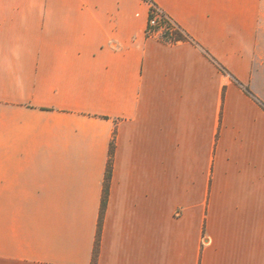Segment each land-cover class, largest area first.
Instances as JSON below:
<instances>
[{"label": "crops", "instance_id": "0c3cea01", "mask_svg": "<svg viewBox=\"0 0 264 264\" xmlns=\"http://www.w3.org/2000/svg\"><path fill=\"white\" fill-rule=\"evenodd\" d=\"M154 2L0 0V264H264V0Z\"/></svg>", "mask_w": 264, "mask_h": 264}, {"label": "trees", "instance_id": "16d2710c", "mask_svg": "<svg viewBox=\"0 0 264 264\" xmlns=\"http://www.w3.org/2000/svg\"><path fill=\"white\" fill-rule=\"evenodd\" d=\"M151 4V10L149 13V24L147 29V34H149V29H152L153 31H161L160 36L158 38L168 44H174L180 41L185 42H191L194 44H197L196 40L181 26L179 25L171 16H169L166 12L161 10L159 6L154 2V0H147ZM156 8L159 9L163 14V19L159 24L156 26H151L150 21L156 16ZM205 55L214 61L223 71H227L221 64H219L213 56L207 51L204 50ZM239 85H241L246 92L249 94H252V91L249 86L237 81ZM260 104L264 107V102L260 101ZM114 156H115V135L113 136V139L111 141L110 145V152H109V160L107 164V170H106V177H105V183H104V190H103V197H102V203H101V210H100V216H99V224H98V232H97V239L95 243V249H94V256L93 261L97 262V258L99 255L100 250V240H101V233L103 228V221L105 217V211L109 202V195H110V185L111 180L113 176V164H114Z\"/></svg>", "mask_w": 264, "mask_h": 264}, {"label": "built area", "instance_id": "2783aa9c", "mask_svg": "<svg viewBox=\"0 0 264 264\" xmlns=\"http://www.w3.org/2000/svg\"><path fill=\"white\" fill-rule=\"evenodd\" d=\"M162 19H163L162 12L156 8V16L150 21V25L156 26L157 24L161 22ZM149 34L151 36H160L161 31H153L152 29H149Z\"/></svg>", "mask_w": 264, "mask_h": 264}]
</instances>
